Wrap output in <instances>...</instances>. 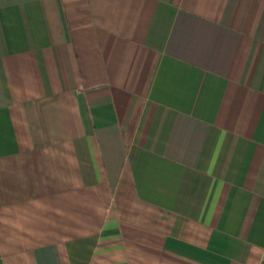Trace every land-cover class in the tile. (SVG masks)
<instances>
[{
    "label": "crops",
    "instance_id": "crops-1",
    "mask_svg": "<svg viewBox=\"0 0 264 264\" xmlns=\"http://www.w3.org/2000/svg\"><path fill=\"white\" fill-rule=\"evenodd\" d=\"M0 264H264V0H0Z\"/></svg>",
    "mask_w": 264,
    "mask_h": 264
}]
</instances>
